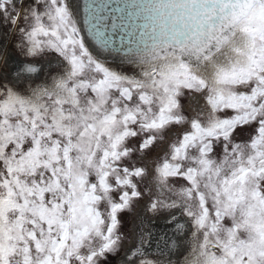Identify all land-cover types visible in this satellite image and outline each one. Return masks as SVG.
I'll list each match as a JSON object with an SVG mask.
<instances>
[{"label": "snow or ice", "instance_id": "snow-or-ice-1", "mask_svg": "<svg viewBox=\"0 0 264 264\" xmlns=\"http://www.w3.org/2000/svg\"><path fill=\"white\" fill-rule=\"evenodd\" d=\"M0 264H264V0H0Z\"/></svg>", "mask_w": 264, "mask_h": 264}, {"label": "rangeland", "instance_id": "rangeland-1", "mask_svg": "<svg viewBox=\"0 0 264 264\" xmlns=\"http://www.w3.org/2000/svg\"><path fill=\"white\" fill-rule=\"evenodd\" d=\"M109 61H110V63H117V64L120 63L119 59L109 58ZM186 245H187V241H183V246L186 247ZM183 250H184V247H182L181 251H183ZM173 259H176V257L174 256Z\"/></svg>", "mask_w": 264, "mask_h": 264}, {"label": "water", "instance_id": "water-1", "mask_svg": "<svg viewBox=\"0 0 264 264\" xmlns=\"http://www.w3.org/2000/svg\"><path fill=\"white\" fill-rule=\"evenodd\" d=\"M109 58H112V59H119L118 57H109Z\"/></svg>", "mask_w": 264, "mask_h": 264}]
</instances>
